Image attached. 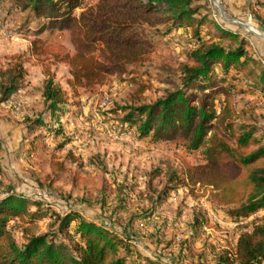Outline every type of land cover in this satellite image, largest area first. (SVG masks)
Listing matches in <instances>:
<instances>
[{
	"label": "rangeland",
	"instance_id": "374dc122",
	"mask_svg": "<svg viewBox=\"0 0 264 264\" xmlns=\"http://www.w3.org/2000/svg\"><path fill=\"white\" fill-rule=\"evenodd\" d=\"M151 1L156 5L153 13L162 22L145 25L153 46L144 51L133 73L125 78L110 76L90 90L78 88L72 97L75 93L67 84L70 68L64 61L73 52L70 30L49 26L44 16L29 15L23 0H0V23H10L14 32L11 36L0 33V66L18 59L25 70L18 89L0 101V187L44 198L48 202L42 207L52 203L51 210L71 207L88 218L99 217L128 234L134 252L161 264H217L220 252L233 251L239 231L262 220L264 208L236 214L233 206L211 204L209 188L190 190L176 183L186 164L204 162L202 148L185 150L177 142L179 133L159 140L150 135L137 138L134 126L120 125L129 112L122 108L163 98L180 85L183 66L194 65L192 30L172 26L163 13V0ZM95 2L82 0L73 14ZM199 2L203 8L196 16L206 17L201 27L205 40L237 47L238 42L218 38L215 24L232 29L239 39L248 41L246 52L264 65V39L249 29L264 36V0ZM213 68L217 71L218 65ZM247 68L232 80L239 110L236 124L253 127L255 136L264 137V89H239L242 78L252 77L246 75ZM47 74L68 92L56 116L41 96ZM143 85L146 88L140 92ZM50 127H61L62 133L55 135L48 131ZM54 162H63L64 168L56 170ZM152 199L160 201L151 206ZM46 220L41 221V231ZM135 257L141 264V256Z\"/></svg>",
	"mask_w": 264,
	"mask_h": 264
},
{
	"label": "trees",
	"instance_id": "16d2710c",
	"mask_svg": "<svg viewBox=\"0 0 264 264\" xmlns=\"http://www.w3.org/2000/svg\"><path fill=\"white\" fill-rule=\"evenodd\" d=\"M199 1L163 0V13L172 26L185 25L193 32L194 39L190 41L195 48L190 56L194 65L183 66L180 85L168 90L163 98L122 108L129 112L120 119V125L134 126L137 138L150 135L159 140L179 133L177 142L185 150L202 148L204 162L186 164L176 183L190 190L195 186L209 188L211 204L233 206V213L247 214L264 208V137L255 136L253 127L236 124L239 110L234 101L233 81L250 64L246 75L252 77L242 78L244 84L239 89H264V65L246 52L248 41L239 39L232 29L215 24L218 38L238 42L237 47L205 40L201 27H205L206 17L196 16L203 8ZM23 3L29 15L44 16L49 26L70 30L73 52L64 61L70 68L67 84L75 93L72 97H76L78 88L90 90L110 76L125 78L124 75L133 73L132 68L142 62L144 51L153 46L145 35V25L152 27L162 22L160 15L153 13L156 5L151 0H96L76 15L73 11L82 5V0ZM231 71L234 72L229 80ZM24 75L18 59L0 66V101L18 89ZM46 77L41 96L47 110L56 116L59 105L66 104L68 92L52 76ZM145 88L139 86V91ZM48 131L62 133L61 127H50ZM52 166L56 170L64 168L63 162H54ZM44 201L48 202L17 193L11 186L0 187V264H138L135 256L139 255L143 259L141 264H161L134 252L131 237L111 223L99 217L88 218L71 207L61 212L51 210L53 204L42 207ZM156 201L160 200L152 199L151 206ZM44 217L48 220L41 231ZM217 264H264V215L260 222L254 221L248 230L237 233L233 256L222 251Z\"/></svg>",
	"mask_w": 264,
	"mask_h": 264
},
{
	"label": "built area",
	"instance_id": "2783aa9c",
	"mask_svg": "<svg viewBox=\"0 0 264 264\" xmlns=\"http://www.w3.org/2000/svg\"><path fill=\"white\" fill-rule=\"evenodd\" d=\"M0 33L2 35H6V36H11L12 34H14V32L12 31V27L10 25V23L7 22H2L0 23ZM47 194H43V196L45 197ZM228 256L232 257L233 256V251L228 252Z\"/></svg>",
	"mask_w": 264,
	"mask_h": 264
},
{
	"label": "bare ground",
	"instance_id": "6f19581e",
	"mask_svg": "<svg viewBox=\"0 0 264 264\" xmlns=\"http://www.w3.org/2000/svg\"><path fill=\"white\" fill-rule=\"evenodd\" d=\"M249 29H250V30L252 29V30L254 31V33L256 32V33H255L256 35L259 34V33L257 32L256 29H254V28H249ZM252 30H251V31H252ZM253 31H252V32H253Z\"/></svg>",
	"mask_w": 264,
	"mask_h": 264
},
{
	"label": "water",
	"instance_id": "95a60500",
	"mask_svg": "<svg viewBox=\"0 0 264 264\" xmlns=\"http://www.w3.org/2000/svg\"><path fill=\"white\" fill-rule=\"evenodd\" d=\"M242 24V23H241ZM244 26H247L244 24ZM254 33V32H253ZM255 34V33H254ZM258 36L262 37L264 39V36L260 35V34H257Z\"/></svg>",
	"mask_w": 264,
	"mask_h": 264
},
{
	"label": "crops",
	"instance_id": "0c3cea01",
	"mask_svg": "<svg viewBox=\"0 0 264 264\" xmlns=\"http://www.w3.org/2000/svg\"><path fill=\"white\" fill-rule=\"evenodd\" d=\"M237 236V235H236ZM235 240H236V237H235ZM235 240H234V243H235ZM226 251V250H225ZM226 252H228V251H226Z\"/></svg>",
	"mask_w": 264,
	"mask_h": 264
}]
</instances>
